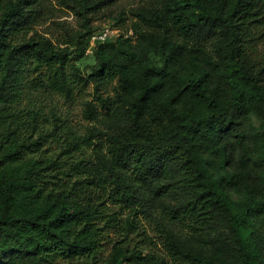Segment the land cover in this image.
<instances>
[{
    "label": "trees",
    "instance_id": "trees-1",
    "mask_svg": "<svg viewBox=\"0 0 264 264\" xmlns=\"http://www.w3.org/2000/svg\"><path fill=\"white\" fill-rule=\"evenodd\" d=\"M66 1L82 29L54 41L36 28L46 0H0V264H264V0L139 6L131 29L159 65L129 47L130 36L108 35L95 40L86 73L77 62L95 31L88 15L106 0ZM88 83L117 120L69 133L61 152L48 153L44 142L58 140L64 121L52 114L47 127L38 109L14 104L34 86L68 95ZM250 114L255 129L245 126ZM83 144L93 159H65ZM156 198L161 217L201 246L155 221L164 254L130 245L123 232L102 257L119 222L109 204L149 217Z\"/></svg>",
    "mask_w": 264,
    "mask_h": 264
},
{
    "label": "rangeland",
    "instance_id": "rangeland-1",
    "mask_svg": "<svg viewBox=\"0 0 264 264\" xmlns=\"http://www.w3.org/2000/svg\"><path fill=\"white\" fill-rule=\"evenodd\" d=\"M158 0H106V4L98 11L93 12L88 15V21L92 28H94V33L100 31L101 29H109L112 33L110 36L112 38L119 35L124 37L130 36L128 46L135 49L140 55H147L154 59L156 65H159V60L157 57H153L152 53L147 50V47L142 39L133 34L131 29L132 21L136 19L132 15L133 9L139 6H152L156 4ZM48 6V15L45 20L36 26L37 30L45 33L52 40L57 41V39L62 38L64 30L73 32L75 30L82 29L83 18L80 14L76 12V8L70 1L62 2V0H46ZM119 22L116 23V18H119ZM94 42L89 40V47L87 48L86 55L77 62V67L86 73L89 71V66L94 63V58L91 53V47ZM169 90V85L164 84L160 91L166 92ZM102 94L104 96L112 95L110 87L103 90ZM163 94V93H162ZM90 102L92 105H96V113L92 117L87 116L86 103ZM15 108H35L38 109L42 114L44 119H48L45 122L47 127L50 126V120L52 119V114H55L61 121H64L62 128L59 130L61 135L58 140L57 137L47 138L44 142V146L48 148V153L57 154L61 152V147L64 145V138L69 137V133L75 135H83L85 132L93 126H100L102 128L107 127V124L115 122L117 120V114L111 109L105 110L99 106V102L96 100L95 92L93 90L92 84L88 83L86 85L79 86L77 89L71 91L68 95L59 92H50L47 88L42 86H34L25 91L21 100L14 104ZM258 118L254 114H250L248 119H246V124L250 129H255L258 125ZM95 140V139H94ZM100 152L104 151V146L100 145ZM228 167L231 170H236L239 168V151L233 143L228 145ZM71 156L66 157L68 161L82 159L91 160L94 158L93 145H81L78 149L72 151ZM65 157V156H64ZM232 197H237L236 194L232 193ZM158 199L149 201L147 207L152 214V216H146L139 212V210L134 211L125 206H120L119 204H109V210L115 213L118 219V226L115 228H108V242L103 246L104 252L102 257L109 251L111 242L115 239H119L120 233L128 232V241L130 245H138V247H143L144 252L148 249L154 250L158 253L164 254L165 250L161 244V239L158 236L155 221L164 224L171 228L179 238L194 247L201 246V242L197 240V237L181 229L176 223H170L161 217L160 211L158 210ZM133 217L134 222L131 218ZM136 226H133L132 223ZM134 227V228H132ZM107 241V239H106ZM213 245L204 246L205 249H213ZM101 261V260H100ZM15 264H33L31 261L24 259L18 261ZM53 264H76V262L57 260ZM98 264H101L99 262Z\"/></svg>",
    "mask_w": 264,
    "mask_h": 264
},
{
    "label": "built area",
    "instance_id": "built-area-1",
    "mask_svg": "<svg viewBox=\"0 0 264 264\" xmlns=\"http://www.w3.org/2000/svg\"><path fill=\"white\" fill-rule=\"evenodd\" d=\"M112 32L109 29H101L100 31L93 33L90 39L95 42L96 39H104L106 36L110 35Z\"/></svg>",
    "mask_w": 264,
    "mask_h": 264
}]
</instances>
